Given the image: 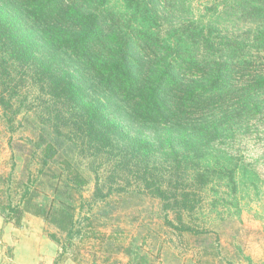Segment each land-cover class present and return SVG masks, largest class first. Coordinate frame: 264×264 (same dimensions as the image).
<instances>
[{
	"label": "trees",
	"instance_id": "16d2710c",
	"mask_svg": "<svg viewBox=\"0 0 264 264\" xmlns=\"http://www.w3.org/2000/svg\"><path fill=\"white\" fill-rule=\"evenodd\" d=\"M112 2L0 0L4 124L14 132L27 91L53 103L40 150H11L0 218L20 227L29 214L68 236L88 184L83 160L94 201L137 192L159 202L168 227L200 237L196 221L238 216L257 191V171L233 146L264 118V6L235 9L256 24L236 35L187 18L186 0ZM19 161L36 168L16 174Z\"/></svg>",
	"mask_w": 264,
	"mask_h": 264
},
{
	"label": "rangeland",
	"instance_id": "374dc122",
	"mask_svg": "<svg viewBox=\"0 0 264 264\" xmlns=\"http://www.w3.org/2000/svg\"><path fill=\"white\" fill-rule=\"evenodd\" d=\"M259 1L264 6V0ZM243 2L186 0L187 18L205 22L212 20L226 34L242 35L256 26L255 22L246 21L234 13ZM112 4L119 6L118 0H113ZM212 4L217 8L213 16L206 11V7ZM0 78L5 80L1 74ZM16 105L20 113L14 132L4 124L0 111L2 177L10 172L11 150H40L39 123L45 120L44 113L52 109L53 103L40 92L31 90L25 92ZM256 125L233 146V150L257 171L258 177L253 179L257 191L244 195L238 216L223 213L222 217H215L213 214L208 216L207 222L204 221L206 216L196 221L205 228L202 231L206 233L200 237L181 235L168 227L159 202L137 192L127 191L119 200L94 201L93 176L87 171L86 163L79 161L88 184L81 193L83 199L77 200L79 215L75 217L72 232L67 236L44 223V234L47 238L55 236L57 242L54 243L58 248L54 264H249L244 258H249L253 264L264 263V118ZM58 166L53 165V168ZM35 168L27 161H19L15 173L20 175ZM126 248L143 260L130 261Z\"/></svg>",
	"mask_w": 264,
	"mask_h": 264
},
{
	"label": "crops",
	"instance_id": "0c3cea01",
	"mask_svg": "<svg viewBox=\"0 0 264 264\" xmlns=\"http://www.w3.org/2000/svg\"><path fill=\"white\" fill-rule=\"evenodd\" d=\"M57 253L41 219L27 215L15 227L0 218V264H54Z\"/></svg>",
	"mask_w": 264,
	"mask_h": 264
}]
</instances>
